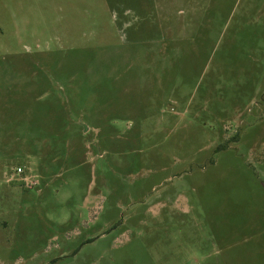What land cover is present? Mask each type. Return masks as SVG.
<instances>
[{
    "label": "rangeland",
    "instance_id": "rangeland-1",
    "mask_svg": "<svg viewBox=\"0 0 264 264\" xmlns=\"http://www.w3.org/2000/svg\"><path fill=\"white\" fill-rule=\"evenodd\" d=\"M221 7L0 0V264H264V0Z\"/></svg>",
    "mask_w": 264,
    "mask_h": 264
},
{
    "label": "crops",
    "instance_id": "crops-1",
    "mask_svg": "<svg viewBox=\"0 0 264 264\" xmlns=\"http://www.w3.org/2000/svg\"><path fill=\"white\" fill-rule=\"evenodd\" d=\"M116 26L133 35L190 33L197 8L220 10L223 0H106ZM164 20L167 22L164 24Z\"/></svg>",
    "mask_w": 264,
    "mask_h": 264
},
{
    "label": "built area",
    "instance_id": "built-area-1",
    "mask_svg": "<svg viewBox=\"0 0 264 264\" xmlns=\"http://www.w3.org/2000/svg\"><path fill=\"white\" fill-rule=\"evenodd\" d=\"M20 170V168H17V171H19Z\"/></svg>",
    "mask_w": 264,
    "mask_h": 264
}]
</instances>
